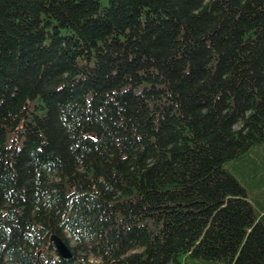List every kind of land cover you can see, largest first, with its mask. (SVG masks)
<instances>
[{
	"label": "trees",
	"instance_id": "obj_1",
	"mask_svg": "<svg viewBox=\"0 0 264 264\" xmlns=\"http://www.w3.org/2000/svg\"><path fill=\"white\" fill-rule=\"evenodd\" d=\"M0 264H264V0H0Z\"/></svg>",
	"mask_w": 264,
	"mask_h": 264
},
{
	"label": "water",
	"instance_id": "obj_2",
	"mask_svg": "<svg viewBox=\"0 0 264 264\" xmlns=\"http://www.w3.org/2000/svg\"><path fill=\"white\" fill-rule=\"evenodd\" d=\"M51 241L55 244L56 249L60 255H62L63 257L72 256L71 248L67 245V243L59 235L52 234Z\"/></svg>",
	"mask_w": 264,
	"mask_h": 264
}]
</instances>
